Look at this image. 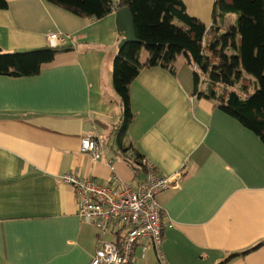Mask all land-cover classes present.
Segmentation results:
<instances>
[{
	"label": "crops",
	"instance_id": "obj_1",
	"mask_svg": "<svg viewBox=\"0 0 264 264\" xmlns=\"http://www.w3.org/2000/svg\"><path fill=\"white\" fill-rule=\"evenodd\" d=\"M215 1L184 0L208 27ZM7 2L0 8L5 51H64L38 74H0V264H90L115 239L80 214L81 196L64 181L67 173L116 190L115 174L133 186L149 171L171 179L157 196L165 212L164 261L152 245L142 257V240L129 264H221L264 241V142L216 99L199 96L207 84H193L184 53L174 71L145 67L130 86L134 119L123 142L146 160L135 175L118 153L123 109L113 66L124 38L120 9L95 19L48 0ZM230 16L235 20L226 14L224 27ZM51 34L69 44L53 47ZM86 136L100 142V159L81 151ZM224 264H264V244Z\"/></svg>",
	"mask_w": 264,
	"mask_h": 264
},
{
	"label": "trees",
	"instance_id": "obj_2",
	"mask_svg": "<svg viewBox=\"0 0 264 264\" xmlns=\"http://www.w3.org/2000/svg\"><path fill=\"white\" fill-rule=\"evenodd\" d=\"M48 1L84 18L101 19L114 7L131 9L137 41L126 43L116 56L113 85L123 109L117 132L118 153L135 169V175L146 169L144 154L123 142L134 119L130 86L145 67L160 66L174 71V62L180 53L193 64L197 84L200 82L198 70L207 76L206 91H197L199 96L216 99L224 112L264 142V0H216L213 23L209 27L190 15L184 0ZM7 7V0H0V8ZM229 13L235 15V20L230 16L231 22L224 27V16ZM144 50L148 52L145 62ZM61 51L64 49L49 47L8 52L0 46V74H38L42 64L52 61ZM251 77L255 78L253 87ZM263 244L264 241L248 250L234 252L221 264Z\"/></svg>",
	"mask_w": 264,
	"mask_h": 264
},
{
	"label": "built area",
	"instance_id": "obj_3",
	"mask_svg": "<svg viewBox=\"0 0 264 264\" xmlns=\"http://www.w3.org/2000/svg\"><path fill=\"white\" fill-rule=\"evenodd\" d=\"M49 40L53 47L69 44L67 37L58 34H51ZM81 151L90 153L95 160L102 156L100 142L92 136L83 138ZM143 162L146 165L145 159ZM131 169L135 173V169ZM64 181L73 185L81 196L78 204L80 214L94 221L101 231H113L115 234L114 240L104 242L97 250L90 264H129L136 245L142 240V257L152 245L159 259L164 261L165 212L157 196L171 185L169 177L149 171L145 179L133 186L115 174L118 190L72 173H67Z\"/></svg>",
	"mask_w": 264,
	"mask_h": 264
},
{
	"label": "water",
	"instance_id": "obj_4",
	"mask_svg": "<svg viewBox=\"0 0 264 264\" xmlns=\"http://www.w3.org/2000/svg\"><path fill=\"white\" fill-rule=\"evenodd\" d=\"M118 30L124 33L119 48L121 49L128 42L137 41L135 33L134 16L129 7H124L116 12Z\"/></svg>",
	"mask_w": 264,
	"mask_h": 264
},
{
	"label": "rangeland",
	"instance_id": "obj_5",
	"mask_svg": "<svg viewBox=\"0 0 264 264\" xmlns=\"http://www.w3.org/2000/svg\"><path fill=\"white\" fill-rule=\"evenodd\" d=\"M176 22H178V20H176ZM147 56H148V53H147L146 50H144V52H143V58H144V60L147 58ZM187 70L190 73V77H191L192 81L194 82L193 84L195 85V80H194V78H195L194 66L193 65H188L187 66ZM198 72L200 74L199 87H200V89H202L203 86H204V84L207 82V76L201 70H198ZM254 80H255V78L254 77H251V82H252L251 85H252V87L254 86ZM237 86L240 87L241 84H238ZM113 89H114V85H113ZM250 90L253 91L252 88ZM219 91H221V90H219ZM115 132H116V130L113 129L112 131H109L108 134H109L110 137L115 138ZM108 239H111V237L108 236Z\"/></svg>",
	"mask_w": 264,
	"mask_h": 264
}]
</instances>
